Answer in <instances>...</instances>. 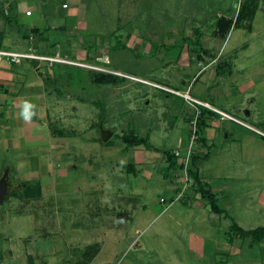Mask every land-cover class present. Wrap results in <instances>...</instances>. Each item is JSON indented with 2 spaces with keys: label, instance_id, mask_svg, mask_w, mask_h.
<instances>
[{
  "label": "rangeland",
  "instance_id": "1",
  "mask_svg": "<svg viewBox=\"0 0 264 264\" xmlns=\"http://www.w3.org/2000/svg\"><path fill=\"white\" fill-rule=\"evenodd\" d=\"M27 1L30 11L44 14L51 43L59 46L46 51L47 44L37 42L40 51L75 65L63 66V80L55 84L61 93L47 103L52 128L68 136V154L46 152V158V147L27 150L23 169L48 172L53 183L41 181L40 200L0 204V244L11 238L46 244L47 264H264V242L231 230L235 223L245 231L264 228V0ZM241 11L250 14L237 23ZM13 14L30 20L17 4ZM221 17L234 23L224 38L216 35ZM195 33L215 59L197 60L188 40ZM23 41L26 48L12 49L33 50ZM98 49L101 65L123 78L120 85L92 83L87 68L103 70L94 62ZM184 96L235 120L208 119L201 145L189 131L202 105ZM95 103L106 106L104 127L115 133L111 147L101 142ZM133 134L154 147L135 161L121 139ZM190 146L222 215L192 187L177 200L183 174L169 170L167 156L185 158ZM87 247L83 259L79 248Z\"/></svg>",
  "mask_w": 264,
  "mask_h": 264
},
{
  "label": "crops",
  "instance_id": "2",
  "mask_svg": "<svg viewBox=\"0 0 264 264\" xmlns=\"http://www.w3.org/2000/svg\"><path fill=\"white\" fill-rule=\"evenodd\" d=\"M5 1L6 7L4 12L9 19L3 15L0 17V32L4 34L0 49L20 53L30 52V50L16 51L12 49V47L26 48V44H23L24 39L29 41L28 49L33 48V50H31L32 53L41 56L52 55L41 52L39 49L40 46L37 44V42L43 45L47 44L46 51L53 47V49L59 47L51 43V34L47 31L52 29L46 26L43 20L45 17L44 14L40 16L37 12L31 11L32 14L28 16L27 12L30 11L29 7L32 5L27 0H19V2H17L18 0ZM14 4H17L19 15H24L26 18L30 19L29 21H22L23 23L18 21L13 14ZM70 16L72 19V13ZM16 23L17 26L15 27ZM44 28L48 29L46 33L43 31ZM36 29L39 30L38 33L36 31L34 32ZM14 30L18 32L19 35H15ZM30 41L34 42V44H31ZM95 58V65L102 68L103 70L101 71L110 72L106 67L101 65L104 63V56L101 54V49L98 50ZM67 61L70 60L67 59ZM70 62L78 63L74 61ZM63 66L75 65L67 63L50 64L42 60H24L21 64L13 65L6 60L0 61V179L7 173L9 181L12 184L20 185V188L17 189V194L11 196L14 192L11 193L5 201L14 198L25 201L28 204L32 202V200H40L42 196H44V186L41 181L44 179L47 184L53 183V181H51L52 177L48 172L43 173V176H41V172L37 168L32 170V172L23 169L26 164L27 159L25 156L28 154V149L46 147L49 149V151L46 149L43 153L46 158V152H50V154L53 153L59 157L68 154V140L66 139L68 136L65 135L64 129L59 127L52 128L53 117L49 108L47 109L49 104L48 101L61 93L58 92L59 90H57L55 84L63 80ZM77 67L82 68L81 66ZM115 73L119 74L118 72ZM67 78L69 77L67 76ZM203 103L208 102L199 101L198 104L202 105ZM210 105L213 110L216 109L225 112L212 104ZM52 106L53 104H51L50 107L52 108ZM225 113L229 114L227 112ZM38 116H40V118ZM67 134L70 135L69 133ZM101 142L104 146L111 147L106 144L103 133ZM144 152L143 147H136L131 149L130 155L135 161V159L145 156ZM32 159H34V157H32ZM12 164L18 165L12 166ZM45 169L46 167L44 170ZM60 174H67L66 170L60 171ZM35 184H40V195L38 197L30 196L27 198L23 194V187ZM51 189V186H49L46 189V194L49 193ZM19 191L20 193H18ZM12 240L11 238L9 242L0 244V264H47V262L44 261V248L46 244L42 246H32L29 238H26L22 244H18V242H13ZM0 243L2 242L0 241ZM28 243H30L31 247L28 246ZM77 243L81 245L80 239ZM90 249L91 248L88 247L83 249L79 248L80 251L83 250V254H81L83 259L89 258ZM61 250L62 248L59 247L56 252L61 253ZM68 250L70 251L72 249ZM67 256L69 259H72L68 254ZM62 258L66 261L65 256ZM82 258L80 257V259ZM19 260H22V262L18 263Z\"/></svg>",
  "mask_w": 264,
  "mask_h": 264
},
{
  "label": "trees",
  "instance_id": "3",
  "mask_svg": "<svg viewBox=\"0 0 264 264\" xmlns=\"http://www.w3.org/2000/svg\"><path fill=\"white\" fill-rule=\"evenodd\" d=\"M243 12L244 11H241L240 15L238 16L237 21H236L237 23H239V21H241L245 16L248 17V15L250 14V13H248L247 15H245ZM2 15L5 16L7 19H9L8 16L5 15L4 10H2L0 17ZM233 24L234 23L232 20H230V19L228 20L225 17H221L220 20L217 22L216 28H217L218 32L216 33V35L224 38L228 34V32L231 29V27L233 26ZM47 30L48 29H45L44 32H46ZM35 31L37 33L39 32L38 29L34 30V32ZM40 34H41V32H40ZM3 36H4V34L2 32H0V48H1V41L3 39ZM188 40H189V44L191 46L193 45L191 49H193V51H196V55H197L196 57H197V60L199 62L205 61L208 57H213V55H210L208 50H206V48L203 47V44H202L203 42L201 41L200 34L195 33V38L189 37ZM121 46H122V43H121V41L118 40L117 43H115L114 48L117 49V48H120ZM47 56L48 57H54V55H47ZM213 58L215 59V57H213ZM87 70L91 74V81L94 84L110 85V86L115 87V86L120 85L121 80H123V78L119 77V75L117 73L95 70V69H91V68H87ZM219 70H220V68L217 67L218 73H219ZM95 104L99 105V109L101 110L100 121L96 125L100 128L101 132L104 134V139L106 140V144L109 146H113V142L111 141V138L114 136L115 133H114V131H112L110 129H105V127H104V123L107 120L106 119L107 118L106 106L101 104V103H95ZM195 104L199 105L198 103H195ZM199 106H201V105H199ZM199 111H200V113H199L200 118L198 117L196 129H195L196 134L198 135L197 141L201 145L206 146L207 143H206V139L204 137V131L207 127V120L212 119L214 117L221 116V115H219L214 110H211V109H209L203 105L201 106V109ZM189 132L191 135L192 129H190ZM121 139L124 142V144L126 145L125 151H129V150L136 148V147H143L144 149H146L148 151L154 150V147L149 143L148 138L139 137L136 134H133V135H125V136L121 137ZM200 160H201V158L197 154H194L191 157L190 165L188 168V176L192 180V183H189L190 184L189 188L192 187V189H196V194L199 193L204 199H206L208 201L210 209L213 213L222 215L225 213V211L219 207L216 194L214 192H212L211 190L204 188V185L202 184L200 174H199V170L197 169V165L200 162ZM167 162L169 163V170L173 169V168L179 169L180 174L182 176L184 167L182 164H180V162L178 163V160H177V157L175 156V154L168 155L167 156ZM127 168H128V172L130 174L132 172H134V170H135L134 165H132V164L128 165ZM167 178L170 179V176L167 175ZM22 190H23V194L27 198H29L30 196L38 197L41 193L40 192V184L24 186ZM176 193H178L177 190H176ZM16 194H17V191L14 192L11 196H14ZM188 197L189 196L187 193V198ZM184 198H185V196L182 199H184ZM231 230L233 233H235L237 236H239L241 238L251 237L253 239V241L256 243L264 242V228H258V229L252 230V231H245L235 223L231 227Z\"/></svg>",
  "mask_w": 264,
  "mask_h": 264
},
{
  "label": "built area",
  "instance_id": "4",
  "mask_svg": "<svg viewBox=\"0 0 264 264\" xmlns=\"http://www.w3.org/2000/svg\"><path fill=\"white\" fill-rule=\"evenodd\" d=\"M0 4H1L0 5V15H1L2 10H5L6 1L5 0H0ZM63 7L67 8V5H63ZM31 14H32L31 11L27 12L28 16H30ZM60 58L61 57L59 56V54H57L54 57H48V56H41V55H37L35 53H32L31 50H30V52L20 53V52H12V51H6V50L0 49V61L1 60H6L10 64H13V65L14 64H21L24 60H42V61H47L50 64L62 63L63 60H60ZM185 98H188L187 101L194 102V103H199V102H197L194 99L190 100L189 96H187ZM202 105L207 107V108H209V109H212V107L209 104H207V103H203ZM214 111L216 113H218L219 115H221L222 118H228L230 120H235L234 118L230 117L228 114H226V113H224L222 111H219V110H216V109H214ZM199 113H200V111H199ZM192 125H191V129H192L191 136L193 137V140L197 141L198 140V135L196 134V130H195L196 129V122H193ZM191 144H194V143H191ZM191 155H192L191 146L188 149L187 155H186L185 158L182 157L179 152L175 153V156L177 158H179L180 164H182L183 167H184V170H183V179L184 180H181V182L183 183L182 190L177 193V200H180V199H182L185 196V193L187 191V186H189L188 183H189L190 180H189V177H188L187 168H188V165H189V161H190ZM161 202H165V200H161Z\"/></svg>",
  "mask_w": 264,
  "mask_h": 264
},
{
  "label": "water",
  "instance_id": "5",
  "mask_svg": "<svg viewBox=\"0 0 264 264\" xmlns=\"http://www.w3.org/2000/svg\"><path fill=\"white\" fill-rule=\"evenodd\" d=\"M20 188V185L12 184L9 181L7 173L0 179V204H2L5 199L13 192H16ZM132 240V239H131Z\"/></svg>",
  "mask_w": 264,
  "mask_h": 264
}]
</instances>
